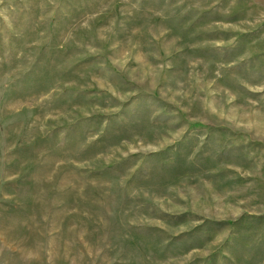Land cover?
I'll use <instances>...</instances> for the list:
<instances>
[{
	"label": "rangeland",
	"instance_id": "374dc122",
	"mask_svg": "<svg viewBox=\"0 0 264 264\" xmlns=\"http://www.w3.org/2000/svg\"><path fill=\"white\" fill-rule=\"evenodd\" d=\"M0 264H264V0H0Z\"/></svg>",
	"mask_w": 264,
	"mask_h": 264
}]
</instances>
